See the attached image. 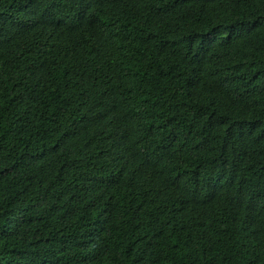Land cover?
I'll use <instances>...</instances> for the list:
<instances>
[{
  "label": "trees",
  "instance_id": "1",
  "mask_svg": "<svg viewBox=\"0 0 264 264\" xmlns=\"http://www.w3.org/2000/svg\"><path fill=\"white\" fill-rule=\"evenodd\" d=\"M0 264H264V0H0Z\"/></svg>",
  "mask_w": 264,
  "mask_h": 264
}]
</instances>
